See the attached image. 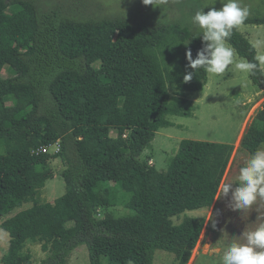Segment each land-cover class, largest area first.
<instances>
[{"label": "trees", "instance_id": "obj_1", "mask_svg": "<svg viewBox=\"0 0 264 264\" xmlns=\"http://www.w3.org/2000/svg\"><path fill=\"white\" fill-rule=\"evenodd\" d=\"M245 24H264L259 0ZM196 32L181 21L123 16L71 15L39 0H0V217L8 245L1 264H34L28 243L45 256L38 264H67L85 245L90 264H154L156 250L187 262L203 220L186 211L208 208L219 190L233 145L182 139L166 170L141 155L156 132L172 125L169 115L192 116L187 98L169 94L202 90L208 73L184 82L186 50L202 48ZM228 43L258 70L249 77L264 91V71L255 46L234 29ZM175 44V45H173ZM173 45V46H172ZM6 69L11 75L2 76ZM56 157L64 193L40 198L53 177L48 152ZM264 143V103L255 109L240 150ZM128 193L132 214L102 218L115 191Z\"/></svg>", "mask_w": 264, "mask_h": 264}, {"label": "rangeland", "instance_id": "obj_2", "mask_svg": "<svg viewBox=\"0 0 264 264\" xmlns=\"http://www.w3.org/2000/svg\"><path fill=\"white\" fill-rule=\"evenodd\" d=\"M39 1L42 6L47 8L58 7L76 17H113L119 15L127 18L133 25L144 20L154 22L181 21L194 31H198V29L192 23L193 15L204 4L210 2V0H167L166 4L158 8L144 5L142 0ZM242 4L249 8L250 13H254L260 3L259 0H242ZM213 7L221 8V0H216L215 4L205 6L202 11L206 13L209 8ZM238 30L255 46L258 59L264 56V24L243 23ZM236 59L246 60L238 54ZM260 65L264 71V64L260 63ZM10 75L6 69L2 71L3 77ZM259 90L260 88L252 83L249 74L235 70L231 65L222 77L208 73L207 83L202 90L178 91L169 89L171 97L182 96L187 98L194 107V115H169L168 118L173 124L162 127L156 132L150 146L142 153V160L148 161L157 170H166L182 139L230 143L233 145V151L213 204L208 208L186 211L173 218L174 223H179L184 216L203 220L200 236L188 261L181 262L172 253L156 250L154 264H218L224 247L231 242L233 236L239 235L244 229L255 227L258 218L264 215V200H258L249 209L234 211L230 207V193L228 197L219 196L225 180L234 179L238 175L241 162L250 155V153L240 150L241 138L239 136L243 135L247 129L255 109L264 103V92L261 93ZM261 147H264V143ZM55 150L56 146L49 148V165L53 177L45 183L40 198L42 201L52 202L65 191V183L60 175L64 165L60 158L56 157ZM129 196L128 193L121 190L113 192L110 206L98 208L96 216L102 218L107 214L116 217L132 214L133 210L126 207ZM31 205V201L26 202L16 211ZM15 212L1 216L0 224ZM7 245L8 234L0 227V258ZM27 248L32 254L34 264H38L45 256L37 243H28ZM101 263L108 264L106 257L101 258ZM67 264H90L86 246L80 245L74 249Z\"/></svg>", "mask_w": 264, "mask_h": 264}, {"label": "clouds", "instance_id": "obj_3", "mask_svg": "<svg viewBox=\"0 0 264 264\" xmlns=\"http://www.w3.org/2000/svg\"><path fill=\"white\" fill-rule=\"evenodd\" d=\"M215 2L210 0L192 17V23L198 29L192 37H199L203 46L195 58L190 49L186 50L187 67L191 71L184 74V82H190L201 69L220 77L229 70L230 65L250 75L258 70L256 63L237 60L235 50L228 43L233 30L248 19L249 8L242 4V0H221V8H209L206 13L202 11L205 6ZM142 3L160 8L167 0H142ZM259 59L264 64V56ZM229 193L230 207L234 211L249 209L258 200H264V147L257 148L241 162L234 179L225 180L219 196L228 197ZM129 264L132 262L129 261ZM218 264H264V215L258 218L255 227L244 229L239 235L233 236L224 247Z\"/></svg>", "mask_w": 264, "mask_h": 264}, {"label": "built area", "instance_id": "obj_4", "mask_svg": "<svg viewBox=\"0 0 264 264\" xmlns=\"http://www.w3.org/2000/svg\"><path fill=\"white\" fill-rule=\"evenodd\" d=\"M52 146H56V150L55 151L57 152L58 151V145H57V143H55L54 145H50L48 147H43L39 151H41V152H49V148L52 147Z\"/></svg>", "mask_w": 264, "mask_h": 264}, {"label": "crops", "instance_id": "obj_5", "mask_svg": "<svg viewBox=\"0 0 264 264\" xmlns=\"http://www.w3.org/2000/svg\"><path fill=\"white\" fill-rule=\"evenodd\" d=\"M262 69H263V68H262ZM259 92L263 93L264 91L260 88ZM252 117H253V113H252ZM252 117H251V118H252ZM250 121H251V119H250Z\"/></svg>", "mask_w": 264, "mask_h": 264}, {"label": "bare ground", "instance_id": "obj_6", "mask_svg": "<svg viewBox=\"0 0 264 264\" xmlns=\"http://www.w3.org/2000/svg\"><path fill=\"white\" fill-rule=\"evenodd\" d=\"M241 136H242V135H240L239 137L241 138ZM240 138H239V139H240Z\"/></svg>", "mask_w": 264, "mask_h": 264}]
</instances>
